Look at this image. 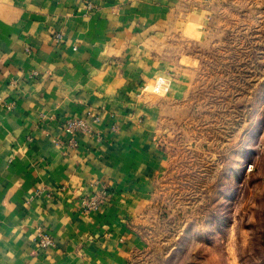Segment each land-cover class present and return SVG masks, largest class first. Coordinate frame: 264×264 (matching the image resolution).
Masks as SVG:
<instances>
[{"label": "crops", "instance_id": "obj_1", "mask_svg": "<svg viewBox=\"0 0 264 264\" xmlns=\"http://www.w3.org/2000/svg\"><path fill=\"white\" fill-rule=\"evenodd\" d=\"M184 2L0 0V264H139L168 160L164 102L184 96L197 60L177 44L203 35ZM159 76L167 96L143 89ZM91 110L95 133L72 144L65 121Z\"/></svg>", "mask_w": 264, "mask_h": 264}, {"label": "rangeland", "instance_id": "obj_2", "mask_svg": "<svg viewBox=\"0 0 264 264\" xmlns=\"http://www.w3.org/2000/svg\"><path fill=\"white\" fill-rule=\"evenodd\" d=\"M180 11H199L203 35L177 44L197 60L184 96L164 102L168 160L139 264H264V0Z\"/></svg>", "mask_w": 264, "mask_h": 264}, {"label": "built area", "instance_id": "obj_3", "mask_svg": "<svg viewBox=\"0 0 264 264\" xmlns=\"http://www.w3.org/2000/svg\"><path fill=\"white\" fill-rule=\"evenodd\" d=\"M56 38L61 40L63 37L61 34H57ZM143 89L144 91L153 93H168L171 89V80L166 76H159L153 82L146 84ZM100 120V115L91 110L85 116H76L65 121L64 131L72 136L73 140L70 142H72V144H76L74 139L75 136L79 133L94 134V123H97ZM113 130L117 131V128L114 126ZM57 142L60 144L62 143L61 140H58ZM101 202L102 200L98 195L95 194L89 198H86L83 201V205L86 212H90L91 210L97 209ZM36 239L38 244L43 248H48L54 246L55 244L53 236L41 227L37 229Z\"/></svg>", "mask_w": 264, "mask_h": 264}]
</instances>
